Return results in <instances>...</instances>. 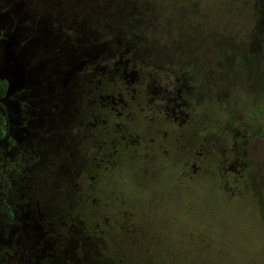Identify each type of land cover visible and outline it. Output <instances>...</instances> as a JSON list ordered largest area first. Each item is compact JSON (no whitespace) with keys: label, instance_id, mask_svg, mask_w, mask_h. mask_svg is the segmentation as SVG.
Segmentation results:
<instances>
[{"label":"rangeland","instance_id":"1","mask_svg":"<svg viewBox=\"0 0 264 264\" xmlns=\"http://www.w3.org/2000/svg\"><path fill=\"white\" fill-rule=\"evenodd\" d=\"M21 1L97 55L61 122L0 142V264H264L255 0Z\"/></svg>","mask_w":264,"mask_h":264},{"label":"trees","instance_id":"2","mask_svg":"<svg viewBox=\"0 0 264 264\" xmlns=\"http://www.w3.org/2000/svg\"><path fill=\"white\" fill-rule=\"evenodd\" d=\"M21 2L0 0V142L28 145L65 118L75 78L97 54L82 29L71 37L63 21L31 16ZM255 4L264 10V0Z\"/></svg>","mask_w":264,"mask_h":264},{"label":"flooded vegetation","instance_id":"3","mask_svg":"<svg viewBox=\"0 0 264 264\" xmlns=\"http://www.w3.org/2000/svg\"><path fill=\"white\" fill-rule=\"evenodd\" d=\"M4 204L3 201H1V205ZM7 209V208H6ZM29 226V225H28ZM31 230H32V235H29L30 237L27 236V241L30 242L29 246L31 248V251H29V253L33 256H37V258L39 257L38 252L40 251L41 247H40V239L43 237L42 234L39 232V228L37 229L35 223L30 224ZM2 242L3 244V237L2 235H0V243ZM35 256V257H36Z\"/></svg>","mask_w":264,"mask_h":264}]
</instances>
